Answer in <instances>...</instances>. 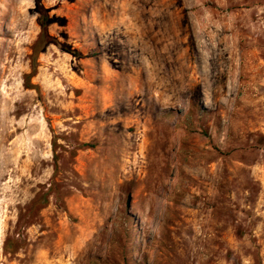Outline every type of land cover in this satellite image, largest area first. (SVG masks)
Here are the masks:
<instances>
[{"label":"rangeland","instance_id":"rangeland-1","mask_svg":"<svg viewBox=\"0 0 264 264\" xmlns=\"http://www.w3.org/2000/svg\"><path fill=\"white\" fill-rule=\"evenodd\" d=\"M38 1L33 64L0 0V264H264V0Z\"/></svg>","mask_w":264,"mask_h":264},{"label":"trees","instance_id":"trees-1","mask_svg":"<svg viewBox=\"0 0 264 264\" xmlns=\"http://www.w3.org/2000/svg\"><path fill=\"white\" fill-rule=\"evenodd\" d=\"M36 10L38 13L37 16V23L40 26V32L38 34L37 39L35 40V42L32 45V55H31V60L32 63H35L36 60V56L44 50V48L49 45V44H55L60 46L61 48L62 45L53 37H51L48 33V25L50 23V18L47 15L45 9L41 6L40 2L37 0L36 3ZM74 56H78V52L77 51H70Z\"/></svg>","mask_w":264,"mask_h":264}]
</instances>
